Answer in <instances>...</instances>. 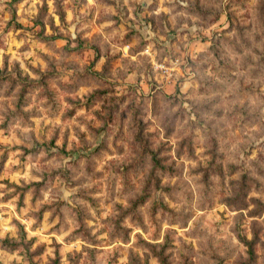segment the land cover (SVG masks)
<instances>
[{"label":"rangeland","instance_id":"374dc122","mask_svg":"<svg viewBox=\"0 0 264 264\" xmlns=\"http://www.w3.org/2000/svg\"><path fill=\"white\" fill-rule=\"evenodd\" d=\"M230 4L0 0V264H264V40Z\"/></svg>","mask_w":264,"mask_h":264},{"label":"clouds","instance_id":"9594fccd","mask_svg":"<svg viewBox=\"0 0 264 264\" xmlns=\"http://www.w3.org/2000/svg\"><path fill=\"white\" fill-rule=\"evenodd\" d=\"M27 2V0H26ZM49 5L53 3V0H48ZM153 0H123V4L125 6L127 5H133L134 7L136 5H143L145 3L151 5ZM39 3V0H34V4ZM94 3V0H88V4L92 5ZM161 7L155 12L156 16L160 15V12L164 11L167 12L170 16H172L173 13H175V16H173V19L175 20L176 17H183L185 21L193 19V17L188 16L186 14L187 11V4L188 3H195V0H160ZM167 3L170 5L169 8H164L163 5ZM257 3V0H231L230 4V10H232L234 13L238 14L240 16L241 22L246 21V27L244 29V32L242 35H251L256 39L264 40V17H261V14L257 11L255 5ZM224 4H228V0H224ZM179 9V11H178ZM57 23L59 24V18L57 17ZM112 25L111 23L103 25L105 28H110ZM187 27V23L184 25ZM191 31L195 32L197 29L193 28ZM125 56L127 57V60L129 62H132L133 65L141 63L142 57H149L151 59H155V53L152 52L151 49L147 53L141 52L140 49L136 50V54L132 56H128L129 48L123 47L120 49ZM2 57H3V51L0 50V64H2ZM101 63H103V59L101 60ZM144 67L147 68L149 64V59L143 60ZM157 67H162V65H156ZM148 74L145 72L144 79L147 80ZM187 107V105H185ZM195 117L191 116L189 120H194ZM27 131V129H25ZM26 179L32 178V177H25ZM3 185H0V188H2ZM47 199V196H46ZM167 199V197H165ZM5 207L4 205L0 204V208ZM27 225V227L30 229L32 223L34 221H22ZM139 232V229H137ZM33 236H40L42 241H48L50 242V237L44 236L41 232H32L29 231V238ZM57 239L63 241V237H58ZM162 242V241H161ZM72 247H78V245H73Z\"/></svg>","mask_w":264,"mask_h":264},{"label":"trees","instance_id":"16d2710c","mask_svg":"<svg viewBox=\"0 0 264 264\" xmlns=\"http://www.w3.org/2000/svg\"><path fill=\"white\" fill-rule=\"evenodd\" d=\"M3 77H4V75H2L1 74V71H0V79H2ZM149 154L152 155V162H153L154 169L161 168L162 167V165H161V159L159 157H157L158 156V152L152 150V151L149 152ZM161 169H164V168H161ZM155 174H156V171H152L151 176L153 177ZM147 195H149V194H148V192L145 191L143 193L142 197L144 198Z\"/></svg>","mask_w":264,"mask_h":264}]
</instances>
